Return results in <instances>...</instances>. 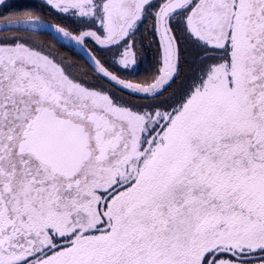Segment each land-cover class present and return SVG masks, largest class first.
Instances as JSON below:
<instances>
[{
	"label": "water",
	"instance_id": "water-1",
	"mask_svg": "<svg viewBox=\"0 0 264 264\" xmlns=\"http://www.w3.org/2000/svg\"><path fill=\"white\" fill-rule=\"evenodd\" d=\"M231 5L201 0L188 16V25L209 40L232 22L230 62L211 66L145 155L136 153L143 113L79 86L22 44L0 45V112L17 97L30 100L19 110L13 106L11 124L0 129L2 147L14 149L19 141L20 157L32 156L36 164L18 168L21 181L27 173L35 181L13 189L7 181L17 167L7 158L15 153H4L0 264L21 261L34 246L38 251L47 228L82 231L70 247L34 264H201L220 247L264 249V10H254L251 0H239L234 11ZM172 11L164 8L162 15ZM160 30L162 71L145 87L151 94L163 91L177 71V46L163 18ZM63 84L78 103L63 98ZM76 113L82 120L73 123ZM20 163L27 165V158ZM125 163L134 164L132 184L108 202L105 231L87 234L101 220L99 193L115 184Z\"/></svg>",
	"mask_w": 264,
	"mask_h": 264
},
{
	"label": "flooded vegetation",
	"instance_id": "flooded-vegetation-1",
	"mask_svg": "<svg viewBox=\"0 0 264 264\" xmlns=\"http://www.w3.org/2000/svg\"><path fill=\"white\" fill-rule=\"evenodd\" d=\"M169 1L171 0H0V45L22 44L29 50L49 57L61 67L63 75L79 86L105 93L113 103L143 113L144 129L139 136L136 153L145 155L146 147L150 143L153 145L166 127L168 116L171 117L203 82L213 64H228L229 54L232 53V22L221 29V36L209 40L201 29L197 31L187 23L191 11L201 0H188L181 8L178 7L179 4L167 6ZM231 1L233 5L230 8L234 11L239 0ZM251 3L254 10H264V0H251ZM164 8L173 10L166 18L162 15ZM162 18L177 46V71L163 91L151 94L145 87L152 85L162 71ZM95 61L106 71L100 73L92 65ZM63 98L73 104L80 101L68 92L64 84ZM22 101L30 100L17 97L12 105H7L5 109L3 107L0 112V129L4 128V122L11 124L13 106L15 110H19ZM29 109L31 113H35L33 103L29 105ZM63 112L67 114L64 109ZM3 116H6L4 121ZM71 120L78 123L82 120V115L73 114ZM124 122V119L120 120L121 125ZM0 135V167L4 165V153H15L14 157L7 158L13 167H17L12 178L7 181L9 185L16 189L20 183H33V174L27 173L29 179L21 181L18 172L21 165L28 169L36 166L32 156L26 157L27 165L20 163L26 158L20 157L19 141L14 149H4L3 133ZM124 135L127 136L128 132ZM16 139L17 137L14 141ZM141 161L142 158L136 166H140ZM132 166L134 164L130 163L120 166L123 170L121 177H116L115 184L109 190L99 193L95 209L101 220L87 234L105 231L107 222L103 213L115 194L132 184ZM5 175L3 169H0L1 187ZM120 186L122 187L116 189ZM0 193H4L1 188ZM46 231L48 238L41 248L35 251L34 246V253H29L28 257L15 264H34L54 252L70 247L72 240L82 230L73 229L69 234H59L51 228ZM2 260L0 259V263ZM218 261H225V264H264V249L253 251L247 248L220 247L208 253L201 264H216Z\"/></svg>",
	"mask_w": 264,
	"mask_h": 264
}]
</instances>
